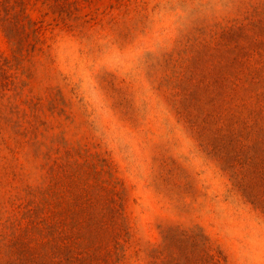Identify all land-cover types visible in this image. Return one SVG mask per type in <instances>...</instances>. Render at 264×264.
I'll return each instance as SVG.
<instances>
[{
	"label": "rangeland",
	"instance_id": "rangeland-1",
	"mask_svg": "<svg viewBox=\"0 0 264 264\" xmlns=\"http://www.w3.org/2000/svg\"><path fill=\"white\" fill-rule=\"evenodd\" d=\"M0 264H264V0H0Z\"/></svg>",
	"mask_w": 264,
	"mask_h": 264
}]
</instances>
